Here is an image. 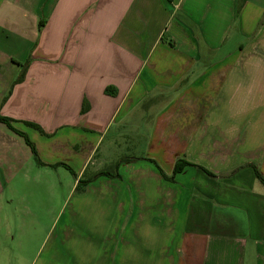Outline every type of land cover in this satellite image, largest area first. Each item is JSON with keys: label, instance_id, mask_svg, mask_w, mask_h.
<instances>
[{"label": "crops", "instance_id": "1", "mask_svg": "<svg viewBox=\"0 0 264 264\" xmlns=\"http://www.w3.org/2000/svg\"><path fill=\"white\" fill-rule=\"evenodd\" d=\"M0 114L46 163L0 122V264H264V0H0ZM125 157L94 236L40 238L52 164Z\"/></svg>", "mask_w": 264, "mask_h": 264}, {"label": "rangeland", "instance_id": "2", "mask_svg": "<svg viewBox=\"0 0 264 264\" xmlns=\"http://www.w3.org/2000/svg\"><path fill=\"white\" fill-rule=\"evenodd\" d=\"M42 160V159H41ZM42 162L46 164L43 160ZM43 164V165H44ZM42 165V164H41ZM50 175L55 176L56 188L52 194L44 183L39 186L40 192L35 201L38 213L40 215L39 221V236L42 239L49 231L47 237H56V239H63L67 231H64L65 224L71 228L68 231L73 238H80L84 236H94L96 233L90 229H86V221L91 222V219L96 218V199L93 194H84L85 191L79 192L76 190V184L72 189L75 181V176L57 163L51 165ZM55 168V169H54ZM41 167V176L43 174ZM47 175V174H45ZM55 231L52 232V229ZM52 232V233H51Z\"/></svg>", "mask_w": 264, "mask_h": 264}, {"label": "trees", "instance_id": "3", "mask_svg": "<svg viewBox=\"0 0 264 264\" xmlns=\"http://www.w3.org/2000/svg\"><path fill=\"white\" fill-rule=\"evenodd\" d=\"M25 73H26V68H24L22 70L21 74L15 80V84L18 83V82H21L24 79ZM12 88H11L9 93L12 92ZM106 92L107 93L111 92L110 91V87L106 88ZM88 109H89V103L87 101H85L83 103V106H82V112L84 113ZM0 122L5 123L15 133L22 135L25 138L27 144L31 147L33 155L36 158L37 162L39 164H42V165L44 164L42 162V160L40 159V157H39V153L37 151V148H36L35 144L31 141L29 136L25 132L19 130L18 128H16L14 126V122H15L14 119H12V118H10L8 116H4V115L0 114ZM27 125L32 126V127L36 128V129H38L42 134H45V131L43 130V128L40 125H38L36 123H30V122H27ZM135 159L138 160V158H135V157H129V158L125 157V158H123L121 161H119L118 163H116L113 166L114 172H112L111 170H109V168H107V169H102L100 171H97V172H95L94 174H92V175H90L88 177H78V175L75 173V171L68 164H65V163H58V164L62 165V166H65L68 170H70V172H72L74 174V176L77 178L76 190L79 191V192H83L85 190V187L90 182L94 181L96 178H98L100 176H104L105 175V176H111V177H120V175L118 173V170H117L119 165H120V163L123 162V161H127V160L131 161V160H135ZM151 160L154 161L153 159H151ZM56 165H57V163H56ZM187 166H197L199 168H202L210 176H214V177L216 176L214 173H212L211 171H209L205 167H203L201 165H198L196 163H193L191 161H188L187 159H184V158L177 160V163H176V166H175V170H174V174L183 171ZM253 167H254V169L256 171L257 178H259L261 181L264 182V176L261 174V172H260L259 168L257 167V165L254 164ZM161 172L163 173L164 176H166L170 180H173L174 175L172 177H169V176H167L165 174V172L162 169H161Z\"/></svg>", "mask_w": 264, "mask_h": 264}]
</instances>
